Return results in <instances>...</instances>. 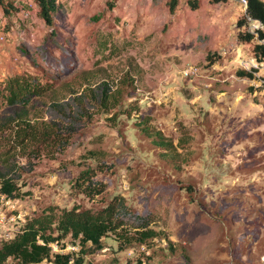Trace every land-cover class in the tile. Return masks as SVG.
Segmentation results:
<instances>
[{
	"label": "rangeland",
	"instance_id": "rangeland-1",
	"mask_svg": "<svg viewBox=\"0 0 264 264\" xmlns=\"http://www.w3.org/2000/svg\"><path fill=\"white\" fill-rule=\"evenodd\" d=\"M169 2L56 0L48 27L34 0H0V80L35 76L61 97L60 85L78 89L83 72L93 84L107 73L138 79L135 89L132 77L122 81L123 114L80 123L53 156L32 158L36 144L21 149L10 136L0 139V164L10 154L5 168L21 190L18 199L0 193V246L29 223L54 227L64 210L113 208L122 228L144 224L160 235L123 246L109 233L85 264H264V61L253 57L255 41H237L245 18L238 0H177L172 12ZM187 65L199 74L183 79ZM238 70L256 72L248 79ZM50 98L31 106L43 121ZM153 132L174 153L154 145ZM86 168L104 186L89 198L75 186ZM64 244L53 251L77 252Z\"/></svg>",
	"mask_w": 264,
	"mask_h": 264
},
{
	"label": "trees",
	"instance_id": "trees-1",
	"mask_svg": "<svg viewBox=\"0 0 264 264\" xmlns=\"http://www.w3.org/2000/svg\"><path fill=\"white\" fill-rule=\"evenodd\" d=\"M38 6V15L46 26H53V14L57 12L56 0H34ZM177 0H170L169 8L172 12ZM213 3H226L229 0H211ZM247 7L245 18L239 19L236 23L238 30V43H251L254 59L261 63L264 61V1L246 0ZM4 4V3H2ZM11 12L17 11L13 7ZM247 18L252 22L259 23L262 28L251 31H241L240 29L248 23ZM253 72L238 70L236 75L242 78L253 79ZM82 80L78 89L70 82L60 85L65 95L57 97L55 92H48L51 88L39 82L35 76L15 75L0 80V139L10 136L9 142L18 148H28L36 144L29 153L32 158H37L41 152L46 156H53L67 144V136L73 133L80 123L92 122L100 116H106L108 121L114 122L120 111H116L124 103L125 86L122 81L132 77L131 87H137V77L131 76V72H125L122 76H113L107 73L104 78L91 82L89 74L82 73ZM96 76V75H94ZM264 81V78H263ZM127 85V84H126ZM57 89V90H59ZM51 95L50 100L44 106V116L48 117L43 121V115L39 116L31 109L37 99H42L45 95ZM126 115H129L128 112ZM42 119V120H41ZM147 121V120H146ZM145 122V121H144ZM8 127L11 134H7ZM142 131L147 132L145 124L141 125ZM150 131L151 128L149 127ZM152 135V131L150 133ZM152 139L154 145L162 148L165 153H174L175 148L170 141L161 138L158 132H153ZM43 143L45 148H41ZM10 147V146H9ZM11 148H8V153ZM171 155V154H170ZM6 160L0 164V193L10 199L21 197L20 186L17 184L15 176L7 172L5 165L13 161ZM9 169V168H8ZM95 172L90 168L82 170L75 181V186L86 197H92L94 193L100 194L104 190L103 184L96 183ZM116 212V210H115ZM113 208L105 210L104 214L93 215L88 211H77L72 209L64 210L56 225L51 222L40 221L29 223L11 241L4 242L0 246V264H5L8 260L15 261L16 264H41L44 261L52 264H85V256L94 254L103 248L102 239L109 233H115L120 245L130 246L133 243L146 244L149 240L160 235L144 224H137L132 230L122 228L124 224L115 216ZM72 246H77L78 250L72 253H60L53 251V245L62 250L66 240Z\"/></svg>",
	"mask_w": 264,
	"mask_h": 264
},
{
	"label": "built area",
	"instance_id": "built-area-1",
	"mask_svg": "<svg viewBox=\"0 0 264 264\" xmlns=\"http://www.w3.org/2000/svg\"><path fill=\"white\" fill-rule=\"evenodd\" d=\"M238 2L240 3V5L246 10L247 7V1L246 0H238ZM248 21L251 22V20L249 18H247ZM262 26L259 23L254 22L253 25V30H251V32L261 29ZM5 39L4 34L0 35V40L3 41ZM199 74V70L196 66L194 65H187L183 70H182V76L183 79H191L196 77ZM4 229V226L2 224V221H0V238L5 237V235L2 234ZM3 235V236H2ZM142 250H144V246H141Z\"/></svg>",
	"mask_w": 264,
	"mask_h": 264
}]
</instances>
